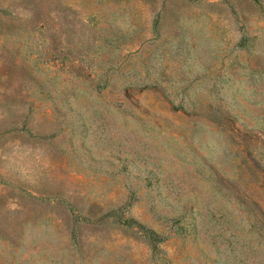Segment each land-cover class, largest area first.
<instances>
[{
  "label": "rangeland",
  "instance_id": "obj_1",
  "mask_svg": "<svg viewBox=\"0 0 264 264\" xmlns=\"http://www.w3.org/2000/svg\"><path fill=\"white\" fill-rule=\"evenodd\" d=\"M0 264H264V0H0Z\"/></svg>",
  "mask_w": 264,
  "mask_h": 264
}]
</instances>
